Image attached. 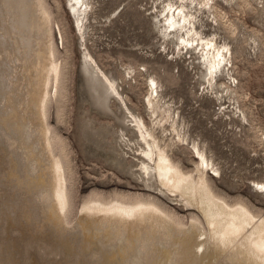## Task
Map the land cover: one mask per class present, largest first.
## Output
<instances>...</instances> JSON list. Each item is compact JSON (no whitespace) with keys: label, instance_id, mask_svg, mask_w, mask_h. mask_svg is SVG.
Returning <instances> with one entry per match:
<instances>
[{"label":"bare ground","instance_id":"6f19581e","mask_svg":"<svg viewBox=\"0 0 264 264\" xmlns=\"http://www.w3.org/2000/svg\"><path fill=\"white\" fill-rule=\"evenodd\" d=\"M162 3L161 40H174V53L196 54L205 84L213 89L230 65L231 51L215 35L203 36L196 22L205 13L216 21L218 0ZM90 5L69 0L83 46V19ZM56 58L47 2L0 0V223L5 225L0 230V264H264L262 215L216 192L208 172L218 171L199 144L189 147L192 171L174 160L173 144L187 145L189 140L155 79L146 85L147 125L128 110L118 83L88 54L86 63L130 116L143 178L191 213L185 224L154 197L91 193L69 225L72 170L66 146L49 123L51 105L59 120V100L64 98L66 68ZM221 87L231 89L224 81ZM167 132L176 142L167 143ZM252 185L264 194V182Z\"/></svg>","mask_w":264,"mask_h":264},{"label":"rangeland","instance_id":"374dc122","mask_svg":"<svg viewBox=\"0 0 264 264\" xmlns=\"http://www.w3.org/2000/svg\"><path fill=\"white\" fill-rule=\"evenodd\" d=\"M87 1L92 10L83 19V46L69 0H45L51 12L56 60L66 68L60 121L53 103L49 123L66 146L72 170L69 225L91 193L105 198L119 194L154 197L183 217L185 224L189 222L191 211L179 206L174 197L162 195L139 170L140 145L125 105L150 123L145 107L150 78L157 82L163 102L179 117L189 140L187 145L173 144L170 153L174 160L192 171L194 158L189 147L199 144L218 171L208 172L216 192L230 203L244 202L264 218V194L252 185L253 181L264 182V0H218L216 21L207 13L197 19L196 27L203 36L215 35L231 51L230 65L213 89L205 84L204 68L196 54L174 53L175 41L161 40L162 0ZM87 54L118 83L125 105L111 98L86 63ZM223 81L229 91L221 87ZM169 133L166 142H176ZM0 230H5L3 222Z\"/></svg>","mask_w":264,"mask_h":264}]
</instances>
